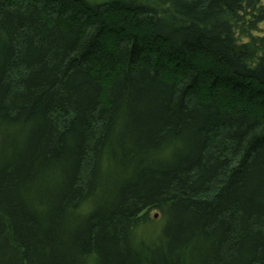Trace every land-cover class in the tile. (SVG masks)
<instances>
[{
	"label": "trees",
	"instance_id": "1",
	"mask_svg": "<svg viewBox=\"0 0 264 264\" xmlns=\"http://www.w3.org/2000/svg\"><path fill=\"white\" fill-rule=\"evenodd\" d=\"M261 24V0H0V264H264Z\"/></svg>",
	"mask_w": 264,
	"mask_h": 264
},
{
	"label": "rangeland",
	"instance_id": "2",
	"mask_svg": "<svg viewBox=\"0 0 264 264\" xmlns=\"http://www.w3.org/2000/svg\"><path fill=\"white\" fill-rule=\"evenodd\" d=\"M86 2L93 4V3H100L108 0H85ZM261 4L264 5V0H261ZM258 33L264 32V24L259 25ZM241 41H246L245 39H240ZM163 226V221L161 215L157 211H151L148 213V223L144 226L140 227L136 231L137 239L147 242L155 239L157 235L160 233L161 228Z\"/></svg>",
	"mask_w": 264,
	"mask_h": 264
}]
</instances>
